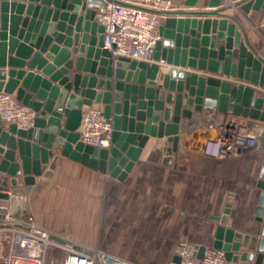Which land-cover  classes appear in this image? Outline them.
I'll return each mask as SVG.
<instances>
[{
	"label": "water",
	"instance_id": "obj_1",
	"mask_svg": "<svg viewBox=\"0 0 264 264\" xmlns=\"http://www.w3.org/2000/svg\"><path fill=\"white\" fill-rule=\"evenodd\" d=\"M181 1L188 9L199 2ZM109 2L117 1L0 0V92L15 95L37 115L29 129L0 120V213L10 207L13 214L29 215L26 208L14 212L12 202L30 192L37 178L52 176L62 157L123 181L150 138L166 139L169 162L197 115L218 110L264 121V97L256 89L264 87V61L248 46L237 18L225 14L231 8L258 12L264 0L233 6L211 0L214 10L163 13L162 40L148 62L115 59L104 48L105 29L91 5ZM167 65L174 68L161 74ZM92 105H103L113 123L109 148L80 140L83 110ZM258 188L251 222L258 223L261 237L227 227L230 204L212 218L219 223L213 248L228 262L264 264V161Z\"/></svg>",
	"mask_w": 264,
	"mask_h": 264
},
{
	"label": "crops",
	"instance_id": "obj_2",
	"mask_svg": "<svg viewBox=\"0 0 264 264\" xmlns=\"http://www.w3.org/2000/svg\"><path fill=\"white\" fill-rule=\"evenodd\" d=\"M173 1L175 9L171 12L214 10L208 7L211 0H199L195 9L186 8L181 0ZM238 1L223 0V4L233 6ZM225 14L237 18L248 46L264 61V9L242 14L231 8ZM160 17L162 26L167 15L160 14ZM142 61L148 62L147 59ZM173 68L167 65L161 74L170 73ZM186 70L249 85L234 78ZM256 89L258 95L264 97V87ZM231 118L252 120L218 110L197 115L190 132L181 137L179 151L170 156L169 162L165 161L166 139L150 138L123 181L112 177L110 172L102 173L62 157L53 175L37 178L30 190L36 222L59 240L70 238L89 247L97 246L98 241L111 242L118 227L139 228L140 235L145 238L152 235L156 242H190L213 247L219 223L212 218L223 213L230 204L227 227L238 234L261 237L258 223L251 220L261 193L258 182L264 161V142L257 149H247L225 160L210 158L203 151L205 141L216 136L215 124L220 119ZM253 120L264 124V121ZM20 187H24L22 179ZM20 203L16 197L12 202L14 212L22 210ZM142 228H157V234H148L152 230L146 233Z\"/></svg>",
	"mask_w": 264,
	"mask_h": 264
},
{
	"label": "built area",
	"instance_id": "obj_3",
	"mask_svg": "<svg viewBox=\"0 0 264 264\" xmlns=\"http://www.w3.org/2000/svg\"><path fill=\"white\" fill-rule=\"evenodd\" d=\"M106 7L91 5L96 19L104 26V48L112 56L142 61L162 40L160 14L175 9L173 0H115ZM36 113L15 95L0 92V120L20 129L34 126ZM216 136L205 141L204 154L225 160L264 142V124L257 120L220 119ZM113 123L98 105L83 110L80 140L88 146L109 148ZM172 264H228L225 253L213 247L181 242ZM0 264H138L117 257L99 246H85L70 238L57 239L38 225L33 216L13 214L10 208L0 213Z\"/></svg>",
	"mask_w": 264,
	"mask_h": 264
},
{
	"label": "rangeland",
	"instance_id": "obj_4",
	"mask_svg": "<svg viewBox=\"0 0 264 264\" xmlns=\"http://www.w3.org/2000/svg\"><path fill=\"white\" fill-rule=\"evenodd\" d=\"M31 192L26 195L20 196L21 209L26 208L27 213L33 216L36 220L35 214L31 207ZM10 208V207H9ZM109 228H106L108 231ZM146 233L148 229L152 230L148 234H157V228H142ZM114 229H110L112 232ZM139 228H123L118 227L115 229V239L112 238L111 242H97L95 245L99 246L102 250L110 252V254H117L124 256L126 260L138 264H170L173 259V253L180 243H162L153 241L155 238H145L140 235ZM144 232V233H145ZM113 233V232H112ZM109 248V250H108ZM115 255V256H117Z\"/></svg>",
	"mask_w": 264,
	"mask_h": 264
}]
</instances>
